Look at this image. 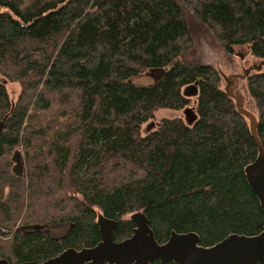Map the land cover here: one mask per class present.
<instances>
[{
  "label": "trees",
  "instance_id": "16d2710c",
  "mask_svg": "<svg viewBox=\"0 0 264 264\" xmlns=\"http://www.w3.org/2000/svg\"><path fill=\"white\" fill-rule=\"evenodd\" d=\"M193 21L227 53L247 46L264 60V0H0V73L22 87L14 104L0 83V258L42 263L93 247L99 214L118 222L116 240L132 235L136 212L160 243L172 232L212 246L264 230L246 177L259 146L224 73L186 59ZM254 71L244 80L264 147V66ZM145 74L153 81L138 82ZM192 85L197 95H185ZM193 97V123L163 118L142 134L159 110Z\"/></svg>",
  "mask_w": 264,
  "mask_h": 264
},
{
  "label": "water",
  "instance_id": "95a60500",
  "mask_svg": "<svg viewBox=\"0 0 264 264\" xmlns=\"http://www.w3.org/2000/svg\"><path fill=\"white\" fill-rule=\"evenodd\" d=\"M261 68L262 65L256 69L260 70ZM166 71L165 68L158 69L153 75L155 80L158 81ZM250 71L251 69L242 75L243 79ZM240 77L236 74L224 75L228 81L225 91L234 98V90L239 85ZM197 93V85L189 86L184 91L187 96H194ZM239 110L246 116L248 115L242 108ZM184 112L186 121L193 123L197 117L195 108L188 107ZM5 128V119L0 120V135L5 131ZM252 133L260 152L256 160L246 167V177L264 209V147L257 134V120L252 128ZM14 159L17 163L14 171L17 176H22L23 159L19 154H16ZM130 219L135 224L133 233L122 240H116L114 235L118 222L99 214L97 223L101 239L97 245L81 250L69 248L42 263L33 261L16 264H154L156 261L174 262L175 264H264V230L256 235L230 234L212 246L201 245L200 236L195 232H172L165 243H160L144 212H136L131 215ZM43 227V225L25 226L16 231L42 229ZM0 264L15 263L0 258Z\"/></svg>",
  "mask_w": 264,
  "mask_h": 264
},
{
  "label": "rangeland",
  "instance_id": "374dc122",
  "mask_svg": "<svg viewBox=\"0 0 264 264\" xmlns=\"http://www.w3.org/2000/svg\"><path fill=\"white\" fill-rule=\"evenodd\" d=\"M193 37H194V47L190 50V53L186 55L188 61L212 64L217 67L225 76L232 74H243V71L251 69L250 72H255L254 70L258 66H264V60H261L253 56L250 49L247 46L235 47L234 53H227L213 37V35L208 31L206 27L201 25L197 21H193ZM256 67V68H255ZM153 81V76L143 75L138 78L140 83H150ZM226 85V79L223 81ZM0 83H5L7 90L10 94L11 100L14 104L18 101V97L22 91V87L19 82L11 81L6 79L4 75L0 73ZM185 91V89H184ZM235 100L237 106L242 108L243 111L247 112V118L250 123L251 128L255 126V122L259 117V110L256 105V101L251 97L248 89L247 82L239 81L238 87L234 90ZM195 98H192V104L189 107H195ZM183 110H173V109H161L159 110L155 118L145 123L142 127V134L145 135L148 132L156 129L163 118H176L183 117L186 120V114ZM25 156V149L23 147L19 148ZM25 165V173L28 170L29 164L28 159ZM17 164V163H16ZM15 165V164H14ZM16 166V165H15Z\"/></svg>",
  "mask_w": 264,
  "mask_h": 264
},
{
  "label": "flooded vegetation",
  "instance_id": "af4514ba",
  "mask_svg": "<svg viewBox=\"0 0 264 264\" xmlns=\"http://www.w3.org/2000/svg\"><path fill=\"white\" fill-rule=\"evenodd\" d=\"M247 71V70H246ZM246 71H243V74H240V73H237L236 75H240L241 77H240V79H239V81H242L243 80V77H242V75H244L245 74V72ZM226 75V74H225ZM230 76V75H229ZM228 85V81H226V86Z\"/></svg>",
  "mask_w": 264,
  "mask_h": 264
}]
</instances>
